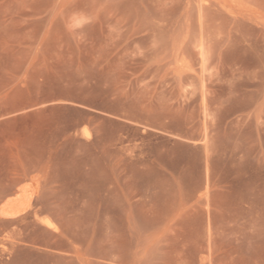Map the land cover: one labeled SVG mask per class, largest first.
<instances>
[{"label":"rangeland","instance_id":"1","mask_svg":"<svg viewBox=\"0 0 264 264\" xmlns=\"http://www.w3.org/2000/svg\"><path fill=\"white\" fill-rule=\"evenodd\" d=\"M0 264H264V0H0Z\"/></svg>","mask_w":264,"mask_h":264},{"label":"bare ground","instance_id":"2","mask_svg":"<svg viewBox=\"0 0 264 264\" xmlns=\"http://www.w3.org/2000/svg\"><path fill=\"white\" fill-rule=\"evenodd\" d=\"M0 215H1V216H9L10 214H9L8 211L4 210V211H2V212L0 213Z\"/></svg>","mask_w":264,"mask_h":264}]
</instances>
